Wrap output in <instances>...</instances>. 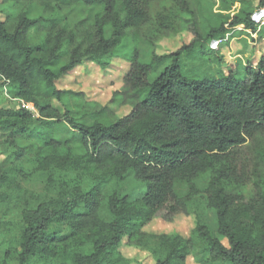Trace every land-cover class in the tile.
I'll return each mask as SVG.
<instances>
[{
  "label": "trees",
  "instance_id": "trees-1",
  "mask_svg": "<svg viewBox=\"0 0 264 264\" xmlns=\"http://www.w3.org/2000/svg\"><path fill=\"white\" fill-rule=\"evenodd\" d=\"M262 8L264 0H1V87L18 106H0V264H132L124 239L152 264H264V51L239 68L203 58L222 64L211 41L236 26L254 32ZM181 32L189 42L156 51ZM126 37L133 55L107 103L57 87L84 62L106 68ZM239 40L256 54L257 41ZM141 41L152 47L146 63ZM189 58L201 59L204 76L184 75ZM62 121L73 133L58 139ZM128 172L145 190L133 200L118 190ZM207 208L217 236L198 220ZM162 211L166 221L191 215L194 226L146 230Z\"/></svg>",
  "mask_w": 264,
  "mask_h": 264
},
{
  "label": "rangeland",
  "instance_id": "rangeland-1",
  "mask_svg": "<svg viewBox=\"0 0 264 264\" xmlns=\"http://www.w3.org/2000/svg\"><path fill=\"white\" fill-rule=\"evenodd\" d=\"M1 2V0H0ZM237 7V4H236ZM235 7V8H236ZM234 8V9H235ZM0 18H3V13L0 12ZM191 34L188 32H181L174 37L163 38L158 43L157 52H169L175 50L180 44L189 42L191 39ZM257 38V37H256ZM256 38L250 37L248 34L246 36H237L234 39H227V43L223 44L221 47L215 48L216 55L221 58L222 64L217 65L214 61L210 63L207 59L211 57L205 56L206 65L211 64L214 69L217 67L225 68L228 63H235L238 68L240 64H247L256 55L260 53L258 51H264V32H262L261 37L256 40ZM236 39V40H235ZM239 39H246L251 42L252 40L257 41V52L255 54V49L253 53L250 52L249 48L246 47L245 42ZM255 41H252L255 43ZM251 42V43H252ZM259 42V43H258ZM115 55L111 60L110 64L102 69L95 63L84 62L82 65L76 67L74 70L70 71L64 75L58 82L57 87L64 89H71L73 91L82 92L84 98L88 100L97 101L101 104L107 103L112 96L113 91L120 90L123 86V75L127 70L128 62L126 59L131 58L133 55V43L126 37L123 39L122 43L116 48ZM152 53L151 45L146 41H141L137 46V60L142 63H146L150 60ZM125 59V60H124ZM256 61V60H254ZM185 71L184 75L190 76L188 71L193 68V73H195V78H201L204 76L203 71H197L195 67L197 64H201V59L189 58L185 61ZM224 66V67H223ZM202 70L204 68H201ZM2 80L0 79V106L6 108H15L18 106L17 101L13 98H8L5 95L4 88L1 87ZM35 115L37 112L32 107H29ZM129 107H121L116 109L117 115H123L128 113ZM73 130L68 127L65 121L58 123L54 128V136L58 139H64L71 135ZM75 151H79V148H75ZM2 155L0 154V160ZM209 180V174H205L199 179L195 180L198 187H206ZM17 182L19 185L25 189L41 192L43 189V183L37 180H27L24 178H18ZM118 190L120 196L126 195L129 200L139 198L144 193V188L142 184L135 180L131 172L126 173L122 179L118 182ZM164 212H160L149 224L146 226L148 231H179L183 234H188L189 230L194 226V217L191 215L179 214L175 216L173 221H166L163 217ZM197 217L200 223L206 225L213 235H218L217 233V223L215 212L211 208L200 209L197 211ZM121 251L123 255L129 257L133 260L132 264H152L151 257L147 252L140 250L136 247H132L123 240L121 246ZM70 264V263H67ZM187 264H195L193 259L188 258Z\"/></svg>",
  "mask_w": 264,
  "mask_h": 264
},
{
  "label": "built area",
  "instance_id": "built-area-1",
  "mask_svg": "<svg viewBox=\"0 0 264 264\" xmlns=\"http://www.w3.org/2000/svg\"><path fill=\"white\" fill-rule=\"evenodd\" d=\"M251 20L253 21L254 25L256 26V30L254 32L247 30V29H244L243 27L236 26V27L230 29V31L228 33H226L223 38L211 41L210 47L213 49L217 48L221 42L229 39L230 35L234 31H242L243 33H245V34H242L240 36H246V34H248L250 37L256 38L257 32L260 31L261 27L264 25V8L259 9L256 12H254V14L251 17ZM231 39H234V38H231Z\"/></svg>",
  "mask_w": 264,
  "mask_h": 264
}]
</instances>
